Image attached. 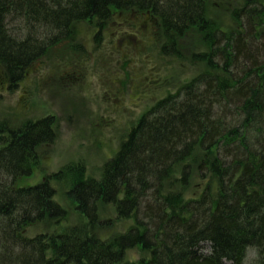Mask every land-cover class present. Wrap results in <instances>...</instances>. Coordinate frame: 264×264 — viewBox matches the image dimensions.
I'll list each match as a JSON object with an SVG mask.
<instances>
[{
    "label": "trees",
    "instance_id": "obj_1",
    "mask_svg": "<svg viewBox=\"0 0 264 264\" xmlns=\"http://www.w3.org/2000/svg\"><path fill=\"white\" fill-rule=\"evenodd\" d=\"M203 1L0 0V72L11 81L73 24H103L116 12H148L175 37L195 27L208 48L193 56L206 69L139 118L99 180L76 170L71 193L89 228L82 236L76 228L23 235L28 225L66 216L47 182L14 186L31 174L35 149L54 138L52 117L0 127V264H243L249 248L253 264H264V3L242 0L232 11L237 28L211 32ZM173 46L171 39L166 51ZM195 149L199 178L213 182L183 197L165 182ZM191 165L179 171L180 188ZM98 204L131 225L97 237L90 230L114 222L99 217ZM134 247L147 255L127 261Z\"/></svg>",
    "mask_w": 264,
    "mask_h": 264
},
{
    "label": "rangeland",
    "instance_id": "obj_2",
    "mask_svg": "<svg viewBox=\"0 0 264 264\" xmlns=\"http://www.w3.org/2000/svg\"><path fill=\"white\" fill-rule=\"evenodd\" d=\"M203 4L206 18L212 22L211 32L237 28L232 11L242 5V0H204ZM263 30L260 27L261 33ZM171 39L173 51L168 52ZM207 49L205 36L195 27L175 37L164 34L156 18L140 11H125L113 13L103 24L94 19L73 24L70 36L32 61L16 81L0 72L2 130L15 131L28 121L44 117L53 119L54 138L35 149L31 174L17 179L14 186L47 182L54 190L53 200L66 216L57 224L44 220L28 225L24 236L73 228L81 236L88 233L86 219L71 193L76 170H83L85 178L99 180L105 164L139 118L158 100L175 93L206 69L204 62L195 61L193 56ZM116 62L119 65L114 69ZM201 153L195 149L194 160L184 162L192 163L185 187L180 188L177 180L183 163L175 166L165 188L191 197L206 183H212L207 175L199 178L196 163ZM98 210L101 219L114 222L111 227L90 230L97 237L107 238L131 225V221H116L110 205L98 204ZM146 255L134 247L125 252V259L136 262ZM254 258L255 250L249 248L243 264H253Z\"/></svg>",
    "mask_w": 264,
    "mask_h": 264
},
{
    "label": "flooded vegetation",
    "instance_id": "obj_3",
    "mask_svg": "<svg viewBox=\"0 0 264 264\" xmlns=\"http://www.w3.org/2000/svg\"><path fill=\"white\" fill-rule=\"evenodd\" d=\"M118 65H119V62H116V65H115V68L114 69H117ZM69 72H74V71L73 70H69ZM115 72H119V69L116 70ZM27 73L28 72H25V75H27ZM135 81H136V83H139L138 76L135 77Z\"/></svg>",
    "mask_w": 264,
    "mask_h": 264
}]
</instances>
